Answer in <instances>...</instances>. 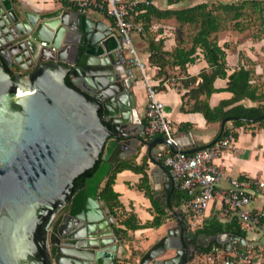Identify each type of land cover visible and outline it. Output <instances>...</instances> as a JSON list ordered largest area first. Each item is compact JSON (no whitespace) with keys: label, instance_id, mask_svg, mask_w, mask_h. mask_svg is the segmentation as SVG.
<instances>
[{"label":"water","instance_id":"water-1","mask_svg":"<svg viewBox=\"0 0 264 264\" xmlns=\"http://www.w3.org/2000/svg\"><path fill=\"white\" fill-rule=\"evenodd\" d=\"M119 47L102 19L0 0V264H115L123 246L97 193L139 144L164 173V189L173 185L154 157L163 139L142 138L131 103L133 70L121 64ZM99 160L73 193L74 180ZM162 205L175 225L138 264L191 263L209 238L190 231L168 198ZM211 240L227 252L241 239L223 233Z\"/></svg>","mask_w":264,"mask_h":264},{"label":"crops","instance_id":"crops-1","mask_svg":"<svg viewBox=\"0 0 264 264\" xmlns=\"http://www.w3.org/2000/svg\"><path fill=\"white\" fill-rule=\"evenodd\" d=\"M17 1L26 9L51 11L62 7L64 10L75 11L65 7L61 0ZM160 1L161 3L159 5L156 4L155 0H150V3L158 9H182L202 3L198 2L186 5L184 3H188L190 0H185L169 6L166 0ZM231 1L232 0H220L219 3H228ZM15 8L16 10H19V6L15 5ZM86 15L90 18L102 19L105 23H109L106 18L96 11H88ZM132 18L135 22L142 25V21L137 19V15H134ZM168 20L174 19H167V21H152L148 33H145L143 30L141 34H136L133 38L135 50L143 62H145L147 73L150 76H155L159 70L157 67L151 66L148 62V42L151 38H154L155 40L162 39L164 42L163 49L167 52H171L172 49L178 45L185 48H189L191 45V38L184 43L180 37L171 31V29L174 28L173 26L178 25L179 23L177 21ZM170 24H173V26H170ZM156 27H160V29L155 31ZM244 31V28L243 30H235L230 26V21H222L221 29L217 33L218 44L223 46L224 43H226L227 45L225 51L228 73H231L240 67L251 70V84L258 89L259 93H261L264 91V34L259 35V37H256L255 35L247 36L246 33H243ZM173 68L179 69L178 67ZM131 69L133 70L135 78L134 83L130 88L132 94L131 103L137 114V121L142 122L146 106V95L142 81H137L135 77L134 71L137 69ZM166 69H168V67ZM203 70H209L208 64L205 61L203 54L200 52V49H197V58L193 64L186 66V74L189 77H197V81H200L198 75ZM183 76L186 78L185 75ZM180 85L181 87H174V85L167 83L160 91H158V98L164 105L163 112L165 116L171 120L174 136L182 141V143H180L182 149L187 153H192L198 147L210 143L218 135L221 129V122L207 123L201 113L189 112L188 107L193 102L192 100H189L188 97L184 96L188 90L183 87L182 83H180ZM213 85L215 88H224L226 86V79L217 78ZM231 97L232 94L230 92H216L211 94L208 103L211 108H214L218 106L221 101L230 99ZM201 98H203V96H201ZM236 104H241L245 107H252L258 106L260 102L243 99ZM182 106L184 107V110H181ZM226 126L230 128L231 123L227 122ZM234 131L237 133V137L234 138L232 136L234 138L233 148L224 151L221 157L214 161L217 165H221L223 178L216 190L213 201L209 204V207L205 212L204 221L215 218L222 223H227L230 220V216L223 211L221 200V194L226 191L228 187L229 178H237L239 180L251 179L255 182H264V125L259 126L258 124H251L236 128ZM134 155H136L135 163L140 164L146 156L148 157L147 148L144 145L139 144ZM147 165L149 185L152 193L154 191L157 192V196L153 195V197L158 203V206L164 210V221L158 228L153 227L128 231L127 236L122 240L120 239L123 251L121 256L115 259V264L138 263L142 255L161 237H163L170 227L175 225V221L171 219V212L167 211L166 207L162 205V202L165 205L166 198H168L174 211L180 210L183 213L182 204L177 205V200L175 198V194H180L182 191H179L174 185L164 189V173L159 171V168L152 162L150 157L147 158ZM140 178L141 174L135 173L131 170H123L116 174L113 189L119 194V201L122 204V209L127 213H133L139 223L144 224L152 221L156 212L151 199L148 198L143 191L138 190L137 188ZM250 192L252 193V199L249 209L252 211L264 210L263 190H259L253 186L250 189ZM226 234L234 235L231 233ZM243 234L244 236L234 235L241 240H234L230 250L227 252L223 251L226 256L232 257L234 250H250L253 247V254L254 252L257 254L259 253V255H263L264 258V229L252 233L243 232ZM207 237L209 238V244L213 241L211 238L215 236ZM219 245L223 250L222 245ZM166 255L171 256L173 255V252H168ZM188 264H208L205 258V253H202L201 256L195 258Z\"/></svg>","mask_w":264,"mask_h":264},{"label":"trees","instance_id":"trees-1","mask_svg":"<svg viewBox=\"0 0 264 264\" xmlns=\"http://www.w3.org/2000/svg\"><path fill=\"white\" fill-rule=\"evenodd\" d=\"M167 4L173 5L185 0H166ZM16 3V0H13ZM62 4L71 9L76 10L74 2L61 0ZM257 14L259 21V35L264 34V0H236L228 3H207L202 2L193 6L182 9H158L150 3L148 6H139L137 19L142 21L143 30L148 33L152 21L174 19L180 26H190L194 28V33L191 36V45L189 48L178 45L171 52L163 49L164 42L162 39L155 40L151 38L148 42V62L151 66L157 67L159 70L154 76L159 78L160 82L155 87L160 91L164 86L163 82L167 80L166 68L178 67L180 72L186 76L181 82L183 87L188 90L184 95L192 100L193 103L188 107L189 112L201 113L207 123H217L225 120L223 128L220 129L218 135L210 142L226 136L237 137L234 131L236 128L244 127L251 124L264 125V91L259 93L258 89L251 84V70L240 67L231 73H228L226 62V43L223 46L218 44L217 33L221 29V22L225 20L220 13L227 15L233 24L235 30H243L241 20L246 12ZM111 25L114 23L112 18H106ZM197 49L203 54L205 61L208 64V71L203 70L199 73L200 81L197 77H189L186 74V66L193 64L197 58ZM6 71L12 73V70L5 67ZM164 76V77H163ZM226 79L224 88H215L213 83L215 79ZM65 82L70 84V77L65 78ZM230 92L232 97L223 100L218 106L211 108L208 99L211 94L216 92ZM203 96V98H201ZM243 99L258 101V106L245 107L241 104H236ZM263 102V103H262ZM184 110V107H181ZM227 122L231 123L228 128ZM208 143V144H210ZM207 145V144H206ZM203 145L199 148H202ZM195 149V150H197ZM136 155L117 162L111 169L109 175L104 179L99 187L97 197L99 201L105 204L110 215L114 218L115 224L113 230L116 235L122 240L127 236L128 231H135L143 228H158L164 221V210L158 206V203L153 197L149 179L147 174V157L140 164L135 163ZM152 159V157H150ZM97 161L93 168L84 171L73 182V193L77 187L83 186L86 178L91 177L100 164ZM123 170H131L141 174L140 182L137 185L138 190L151 199L156 215L152 221L141 224L133 213H127L122 209V204L119 201V194L113 189L116 174ZM180 191V190H179ZM177 205H180L185 198V193L175 194ZM67 212V207L63 208L56 216L54 228L60 222L62 214ZM223 233H231L238 236H244L235 219L230 218L227 223H222L218 219L211 218L204 221L201 228L195 231V235L204 234L205 236L213 237ZM213 246L220 245L215 240L211 241L206 247H202V252L207 253Z\"/></svg>","mask_w":264,"mask_h":264},{"label":"built area","instance_id":"built-area-1","mask_svg":"<svg viewBox=\"0 0 264 264\" xmlns=\"http://www.w3.org/2000/svg\"><path fill=\"white\" fill-rule=\"evenodd\" d=\"M71 2V0H68ZM78 13L86 14L96 11L104 18H112L114 23H107L119 42L117 54L121 64L136 68L141 76L146 95L145 112L142 119L143 135L146 142L162 138L157 145L155 158L161 160L166 173L175 187L185 193L182 200V210L188 224V229L195 232L204 224L205 212L213 201L216 190L223 178L221 165L214 161L222 153L232 149L234 138L229 135L215 140L213 143L194 150L184 151L179 140L174 136L172 123L163 112L164 105L158 98L155 87L160 79L147 73L145 62L137 54L133 45L136 34L143 32V26L133 20L138 14L139 6L150 5V0H73ZM45 46L46 43L42 42ZM168 83L166 80L163 86ZM256 187L264 193V182L251 179H228V187L221 194L223 211L236 220L240 230L252 233L264 229V210L252 211L249 205L252 199L250 189ZM250 250H234L232 257L226 256L218 246H213L205 253L208 264H264L263 255L253 254ZM138 264V263H136Z\"/></svg>","mask_w":264,"mask_h":264},{"label":"rangeland","instance_id":"rangeland-1","mask_svg":"<svg viewBox=\"0 0 264 264\" xmlns=\"http://www.w3.org/2000/svg\"><path fill=\"white\" fill-rule=\"evenodd\" d=\"M155 1H156L157 5H159L161 3L160 0H155ZM162 1H164V0H162ZM232 1H236V0H232ZM198 2H207V3L211 4V3H219L220 0H190V1H188V3L186 2L184 4H186V5L187 4H195ZM219 15H222V17L225 18V20H223V21H231L229 18H227L228 17L227 15L220 13V12H219ZM168 21H175V20H168ZM241 21H242L241 25L245 29V31L243 33H246L247 36L248 35H256L258 33V30L260 28V26H259L260 19L257 18V14H255L253 12H249V10H248V12L245 13V16L243 17V19ZM170 26H173V24H170ZM230 26L233 27V24L231 22H230ZM173 27L174 28L171 29V31L174 32V34H176L178 37H180V39L183 40L184 43L187 40H189L194 33V28L190 27V26H180L178 24V25H174ZM157 29H160V27H156L155 31H157ZM143 59H144V57H143ZM134 74H135L137 81H142V76L138 70H135ZM166 76H167L166 78H167L168 84L174 85V87H181L180 83L183 81L182 79H185L183 74L180 72L179 69H174L171 66H169L168 69H166ZM62 216H63V214H62ZM62 216H61V218H62ZM55 220H54V222H55Z\"/></svg>","mask_w":264,"mask_h":264},{"label":"flooded vegetation","instance_id":"flooded-vegetation-1","mask_svg":"<svg viewBox=\"0 0 264 264\" xmlns=\"http://www.w3.org/2000/svg\"><path fill=\"white\" fill-rule=\"evenodd\" d=\"M12 73H13V70H12ZM54 230H55V228H54V224H53V231H54ZM51 251L54 252V249L51 248Z\"/></svg>","mask_w":264,"mask_h":264}]
</instances>
